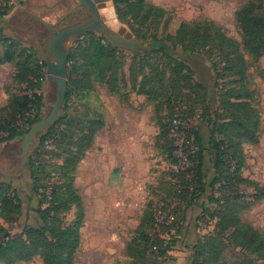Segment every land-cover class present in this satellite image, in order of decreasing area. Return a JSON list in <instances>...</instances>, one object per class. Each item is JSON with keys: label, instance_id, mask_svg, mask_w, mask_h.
<instances>
[{"label": "rangeland", "instance_id": "obj_1", "mask_svg": "<svg viewBox=\"0 0 264 264\" xmlns=\"http://www.w3.org/2000/svg\"><path fill=\"white\" fill-rule=\"evenodd\" d=\"M146 1L165 10L167 15L161 20L151 17L141 28L133 23V27L141 32L140 38L145 40L146 52L135 54L116 49L114 69L117 77L113 84L118 89L117 94H110L109 86L103 82L93 83L92 90L86 95L89 104L82 105L76 102L70 106L71 113L86 114L88 118L97 116L102 125L94 137L92 147L82 158L83 161L75 166L73 185L81 196L85 213L76 264H147L151 260L144 258L142 261H136L128 258L125 256V247L134 236L148 202L165 201L173 195L171 181L173 175L167 171L168 165L164 162V165L158 163L162 159L156 157L167 151V142L157 139L159 136L157 118L165 125L168 118L173 115L186 117L187 120L180 119V122L188 126L189 135L193 136L191 130L197 129L204 142L207 186L205 193L193 202V208L186 212V217L182 204L177 209L176 220L180 224L181 233L171 252L172 258L175 259L174 264H190L194 246L203 236L210 237L214 242L209 254L212 256L206 257V264H234L244 255L247 256V253L235 247L229 232H221L219 227H216L215 219H208L216 215L218 210L210 201L214 196L208 187L213 178L214 159L208 152L207 142L210 129L214 125L217 141L224 139L218 127L231 118L232 112L225 110L228 92L242 90L243 95L248 93L247 102L259 120L256 131L258 143H242L241 152L245 157L243 176L264 190V78L261 75L264 57L254 60L245 53L247 66L243 77H228L225 71V75L216 79L217 73L212 64L218 65L220 59L211 45L204 48L195 46L194 52H186L181 47L173 48L168 38L174 36L182 24L192 26L195 23L211 22L229 38L241 42L235 12L248 2L256 0ZM12 4L13 9L10 13L0 19V42L5 39L13 40L16 43L17 54L25 48H31L39 55L37 45L45 43L50 37V31L40 21L60 30L82 17L81 14L75 13L65 18L74 8L73 0H14ZM259 16L264 19V0ZM122 24L129 25L127 22ZM90 36L96 39L104 38L96 32H90L69 42L68 50L78 47L79 44L83 48L85 45H82L83 42ZM153 36L160 42L159 44L153 43ZM105 42L107 43L106 40L103 41ZM158 46L165 47L171 55L183 61L194 72L191 81L187 83L177 81L175 87H172V83H169L171 71L164 55L151 52L153 47ZM0 48L3 50L1 45ZM145 54L147 56L143 57ZM151 67L156 69L157 73L163 72L164 78L161 82L157 84L153 82L146 87V90H155V100L150 102L145 96L135 94L132 90V80L137 76L135 90L139 89L143 76L149 77ZM14 73L13 64L0 66V95L6 92V88L12 95L27 92L25 85L14 83ZM157 73L152 72L151 77H155ZM219 73H223L222 68H219ZM216 83L217 87L214 86ZM42 87L41 120L50 113L56 97L55 84L45 80ZM63 107L64 104L58 116L63 115ZM220 115L222 116L219 118ZM253 118L256 119L254 116ZM45 132L46 130L42 135ZM40 137L35 139L30 147L28 159L31 155L35 157L39 155L44 169L50 171L54 166L61 164V156L55 152L38 149ZM22 139L23 137L0 145V184H11L22 200V213L18 222L11 225L3 224L15 235L19 234L24 226L43 225L37 213L39 198L32 189L33 180L30 179L29 166L23 168V175L17 180L9 181L3 178L5 175H19ZM238 141L237 135L232 133L231 142L226 141L225 145L236 144ZM114 170H118V174L111 180ZM41 178V184L48 180L45 175ZM218 190L214 198L227 191ZM240 192L249 203L240 213L242 221L264 233V196L254 201L252 197L254 190L246 185L240 187ZM74 213L73 208L63 216L64 226L73 221ZM202 218L203 221H200ZM170 230H172L170 227L164 228L161 234H171ZM214 252L220 253L218 262L213 257ZM17 264L43 263L39 257H35L29 263Z\"/></svg>", "mask_w": 264, "mask_h": 264}, {"label": "trees", "instance_id": "obj_2", "mask_svg": "<svg viewBox=\"0 0 264 264\" xmlns=\"http://www.w3.org/2000/svg\"><path fill=\"white\" fill-rule=\"evenodd\" d=\"M13 1L0 0V19L5 18L13 9ZM112 2L118 20L121 23L127 22L129 25L126 26L136 38H140L141 32L133 27V23L141 28L146 25L149 18L161 20L167 15L165 10L150 5L146 0H112ZM262 9L263 0H256V2H248L235 12L241 42L229 38L211 22L195 23L192 26L182 24L168 40L173 48L181 47L186 52H194L195 46L204 48L211 45L220 59L218 65L212 64L217 73L216 79L225 75V71L228 77H243L247 66L245 53L254 60L264 57V19L259 16ZM103 41L104 38L96 39L90 36L83 42L82 45L85 44L83 48L79 44L69 51L63 115L58 116L57 121L39 138L38 149L57 153L61 156V164L47 171L38 154L37 157L31 155L28 159L29 175L33 180L32 189L39 198L37 213L43 225L24 226L19 234H11L3 224L11 225L18 222L22 213V200L11 184H0V264L29 263L35 257H39L43 264H76L85 213L81 196L73 185L75 166L92 147L94 137L102 125L97 116L88 118L86 114L71 113L70 106L76 102L87 105L84 101L92 90L93 83L103 82L109 86L110 94H117L118 89L113 84L117 77L114 69L117 50ZM153 43H160L155 36ZM0 45L3 49L0 48V66L13 64L14 83L27 87V92L22 95H12L6 88L5 94L9 100L6 106L0 107L1 145L24 137L41 121L43 108L41 90L45 81V64L34 49L25 48L17 54L16 43L13 40H1ZM151 52L164 55L171 71L169 83H172V87H175L177 81L182 80L187 83L194 77V72L183 61L171 55L165 47H153ZM145 56L147 55H143ZM219 68H222V74L219 73ZM152 72L157 73V70L151 67L149 77L143 76L139 83L140 88L137 90H135L137 76L132 80V90L135 94L145 96L150 102L155 100V90H146V87L153 82L157 84L164 78L163 72L151 77ZM261 75L264 78V69ZM214 86L217 87L218 84ZM227 100L225 110L232 112L231 118L218 127L224 139L217 141L214 125L210 129L207 142L208 152L214 159L213 178L208 187L214 196L218 189L227 191L210 198L218 211L208 219H215L216 227H219L221 232H229L235 247L247 253V256L244 255L234 264H264V233L242 221L240 217L244 206L249 204L240 192L242 185L252 187L254 201L264 196V190L244 178L245 157L241 152L242 143H258L256 131L259 120L247 102L248 93L243 95L242 90H231L227 94ZM173 116L168 118L165 125L160 118H157L159 130L157 139L167 142V151L162 156H156L168 165L167 171L173 175L171 179L173 195L165 201L148 202L134 236L125 247L126 257L136 261L151 259L147 264L175 263L171 252L181 233L180 224L176 220L177 209L182 204L186 217V212L194 206L193 202L205 193L207 188L204 169L206 148L197 129L191 130L198 151L189 155V167L179 173L169 168L177 162L174 156V142L169 138L170 122L175 118L179 121L187 120L180 115ZM232 133L237 135L239 141L227 146L225 142H231ZM42 175L48 178L43 184L40 183ZM48 188L51 190L49 200L45 195ZM158 205L174 207L175 220L172 223H156L154 209ZM73 208L74 219L68 226H64L63 216ZM200 221H203V218ZM167 227L172 228L171 234L162 235V229ZM213 244L210 237H201L194 246L190 264H206V257L212 256L209 254ZM213 257L218 262L220 253L214 252Z\"/></svg>", "mask_w": 264, "mask_h": 264}, {"label": "water", "instance_id": "obj_3", "mask_svg": "<svg viewBox=\"0 0 264 264\" xmlns=\"http://www.w3.org/2000/svg\"><path fill=\"white\" fill-rule=\"evenodd\" d=\"M77 4L85 6L90 10L91 17L73 26H63L58 32L53 30V25L40 21L45 28L52 32L47 42V55L41 53V59L45 64L46 81L56 85V97L52 104L50 113L40 122L35 124L21 141L22 159L18 168V176H3L6 180H17L23 175V168L28 165V152L34 144L35 139L40 137L54 122L64 104L67 89V70H68V43L79 36L90 32H96L104 37L107 43L116 49L126 50L135 54L146 52L144 48L145 40L136 38L129 30L128 26L122 24L116 15L112 0H78ZM109 7V17L104 15L105 3ZM118 170H114L111 180L117 177Z\"/></svg>", "mask_w": 264, "mask_h": 264}, {"label": "built area", "instance_id": "obj_4", "mask_svg": "<svg viewBox=\"0 0 264 264\" xmlns=\"http://www.w3.org/2000/svg\"><path fill=\"white\" fill-rule=\"evenodd\" d=\"M46 80V71L44 69ZM187 125L181 123L178 119H173L169 125V138L174 142V156L177 162L169 168L176 172H184L189 167V155L195 154L198 151V146L194 141V137L188 133ZM50 188L47 189L45 195L47 199H50ZM173 206L162 207L158 205L155 207L154 218L157 224L166 223L170 224L175 220V214L173 212ZM198 223V222H197ZM200 223V222H199ZM202 226L201 224H199Z\"/></svg>", "mask_w": 264, "mask_h": 264}, {"label": "flooded vegetation", "instance_id": "obj_5", "mask_svg": "<svg viewBox=\"0 0 264 264\" xmlns=\"http://www.w3.org/2000/svg\"><path fill=\"white\" fill-rule=\"evenodd\" d=\"M79 3V1L78 0H73V4H74V8L69 12V14H67V16L65 17V18H68V17H70L71 15H73V14H75V13H79V14H81V18L79 19V21H77V22H75V23H73L72 25H70V26H73V25H77V24H79V23H81V22H83V21H87L90 17H91V12H90V10H88V9H86L85 8V6H78L77 4ZM105 3V7H104V15L105 16H108L109 17V7L107 6V4H106V2H104ZM53 30L54 31H56V32H58L59 30H56L55 28H54V26H53ZM50 31V30H49ZM51 34H52V32L50 31V36H51ZM85 35V34H84ZM49 40V39H48ZM48 40L44 43V42H42V44H39V45H37V47H38V50H39V55L41 56V53L43 54V55H47V42H48Z\"/></svg>", "mask_w": 264, "mask_h": 264}, {"label": "crops", "instance_id": "obj_6", "mask_svg": "<svg viewBox=\"0 0 264 264\" xmlns=\"http://www.w3.org/2000/svg\"><path fill=\"white\" fill-rule=\"evenodd\" d=\"M43 88V87H42ZM7 102H8V96L3 92L1 95H0V107H2V106H4V105H6L7 104ZM84 104H89V100H88V98L86 97L85 98V101H84ZM4 144V143H3ZM87 154V153H86ZM156 159H159V158H156ZM83 161V160H82ZM81 161V162H82ZM158 161V160H157ZM158 163H161V164H163L164 165V163H163V161L162 160H159L158 161ZM80 170V166H79V168H78V171ZM77 171V172H78ZM77 175H78V173H77ZM83 202V201H82ZM84 205V204H83ZM187 219H188V217H187Z\"/></svg>", "mask_w": 264, "mask_h": 264}]
</instances>
